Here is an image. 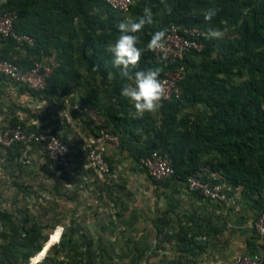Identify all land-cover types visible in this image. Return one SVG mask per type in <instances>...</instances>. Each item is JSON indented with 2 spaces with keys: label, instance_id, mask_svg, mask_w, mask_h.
<instances>
[{
  "label": "trees",
  "instance_id": "obj_1",
  "mask_svg": "<svg viewBox=\"0 0 264 264\" xmlns=\"http://www.w3.org/2000/svg\"><path fill=\"white\" fill-rule=\"evenodd\" d=\"M145 7L151 9L153 23L137 34L142 49L154 32L169 25L203 33L213 27L234 34L230 40L205 37L201 51H189L173 62L143 51L140 69L161 67L160 79L180 69L183 75L180 98L164 100L156 113L136 118L132 105L120 95L126 80L120 69L113 68L107 47L117 39L116 25L124 17L102 0H0V16L13 13L14 32L33 40L32 45H20L12 37L0 36V60L26 71L35 63L48 65L53 59L55 65L43 90L34 92L16 84L37 96L35 110L68 111L93 136L100 128L73 106L95 110L104 119L103 128L117 138L116 148L128 150L135 166L140 168V159L152 152L167 154L174 170L169 179L183 182L208 167L223 177L230 196L238 190L257 196L260 213H264V201L259 199L264 192V0H136L129 16L142 15ZM209 8L217 9V14L205 21ZM78 85L82 90L75 98ZM196 107L198 112L189 111ZM40 122L57 135L46 122ZM17 126L35 130L34 125L18 119L10 124V128ZM61 139L70 157L73 144L64 136ZM16 146L25 145L15 143L11 148ZM105 159L112 172V161ZM8 220L0 211V222ZM9 224L18 232L14 221ZM77 232L71 230L72 235ZM22 233V241L12 240L13 245L0 253V264L38 260L40 255L34 256L42 249L41 229L33 224ZM67 243H74L71 236ZM260 258L264 264V257Z\"/></svg>",
  "mask_w": 264,
  "mask_h": 264
},
{
  "label": "crops",
  "instance_id": "obj_2",
  "mask_svg": "<svg viewBox=\"0 0 264 264\" xmlns=\"http://www.w3.org/2000/svg\"><path fill=\"white\" fill-rule=\"evenodd\" d=\"M1 84L14 83L0 78ZM23 96L29 101L28 94ZM52 112L56 115V132L62 137L65 128L69 130L66 139L78 147V153L82 152L80 156L70 157L75 179L88 189H96L98 184L104 190L98 193L102 208L74 212L82 215L76 226L78 234L86 232L90 241L95 239L103 247L129 245L130 259L135 264H232L240 255L264 257V237L256 235L252 228L261 211L257 196L244 195L238 190L231 195L229 203L216 204L189 191L183 181L154 182L135 166L128 150H119L112 144L107 145L105 155L113 163L111 175L89 176L85 173L90 170L83 168L82 146L93 135L75 120L64 122L60 110ZM121 167L134 175L120 176ZM125 182L129 186H124ZM108 184H111L109 188ZM84 193L88 195L87 191ZM259 199L264 201V192ZM90 200L93 199L89 195L83 196V201L90 204ZM83 237L76 236L72 245L84 249Z\"/></svg>",
  "mask_w": 264,
  "mask_h": 264
},
{
  "label": "rangeland",
  "instance_id": "obj_3",
  "mask_svg": "<svg viewBox=\"0 0 264 264\" xmlns=\"http://www.w3.org/2000/svg\"><path fill=\"white\" fill-rule=\"evenodd\" d=\"M129 15L130 10L123 15L124 20L129 18ZM223 32L224 36L219 40L232 39L234 34L231 30L226 29ZM81 90V86L75 87V98ZM24 94L30 96L29 101L24 98ZM37 100V96L22 91V87L15 84H1L0 135L10 128V124L16 119L24 121L30 127L35 122L43 121L49 125L50 129L56 130L57 123L54 119L56 115L53 112L44 113L39 111L40 109L35 110ZM197 108H191L189 111L198 112ZM63 134L66 137L70 131L65 128ZM10 148H3L0 145V211L5 212L9 220L15 222L18 232L12 230L9 220L4 224L0 222V234H2L0 253L7 250V246L13 245L12 240L22 241V232L29 230L34 224L41 229L42 249L34 256L40 255L33 264H74L75 260H78L79 264H135L130 259L132 248L129 245L103 247L98 241L95 242V239L90 241L85 235L86 232L78 234V230L73 235L71 233V230H77L76 226L80 224L79 218L82 216L75 215V211L101 205L98 203L101 199L98 193L104 190L100 185H95L96 189H88L79 179L72 181L66 172L57 175V169L44 161L39 148L35 145ZM77 148L75 144L70 145V157L82 155V152L78 153ZM121 169L120 176L122 177L134 175V172L129 171L128 168L121 167ZM85 174L94 175L91 171ZM123 185L129 186V183L125 182ZM107 186L109 188L111 184ZM85 191L88 192L89 198L93 199L90 200V204L83 201V196H88L85 195ZM107 205L109 207L108 203L106 207ZM56 231H58V237L55 240ZM51 236L52 242H50ZM70 236L73 242L76 236H84V249L79 245L67 243ZM61 240H63V245H61ZM31 261L32 258L27 262L21 261L20 264H32Z\"/></svg>",
  "mask_w": 264,
  "mask_h": 264
},
{
  "label": "built area",
  "instance_id": "obj_4",
  "mask_svg": "<svg viewBox=\"0 0 264 264\" xmlns=\"http://www.w3.org/2000/svg\"><path fill=\"white\" fill-rule=\"evenodd\" d=\"M113 11L120 13L122 16L129 12L130 3L128 0H102ZM15 15L6 12L0 16V36L12 37L18 44L32 45L33 40L25 35H17L13 30V22ZM166 30V49L163 53L155 52L158 56L166 55L165 61H176L181 59L185 53L189 51H201L204 48L203 39L205 33L195 28H180L175 25H169ZM55 63L53 59L48 65L35 63L29 70L21 71L19 67L7 60H0V78H5L14 84L22 85L30 91L39 92L44 89L45 79L51 72V66ZM183 75L182 71H170L165 73L161 79L165 81L167 89V98L179 99L181 89L179 82ZM73 110L83 113L92 120L98 128L99 132L92 136L83 144V152L85 156L84 169L90 170L98 176H110V165L105 159L107 145H117L118 141L115 136L110 135L104 128V119L98 112L75 104ZM66 123L72 122L73 118L66 111L63 114ZM34 125V124H33ZM35 130L23 129L19 126L15 128H7L0 135V145L3 148H10L15 143L24 145H35L39 148L45 162H49L56 168V174L59 175L66 172L70 179L73 178V167L68 156L69 148L64 140L61 139L59 133L54 134L50 130L42 128L41 124H35ZM44 162V163H45ZM139 164L144 168L149 177L154 182H159L171 178L174 173L171 160L167 154L152 152L150 155L141 158ZM186 187L191 192H197L205 199L216 204H227L231 201V196L227 192L223 183V177L211 171L208 167L200 168L194 174L188 176ZM252 228L256 235L264 237V213H260L253 221ZM232 264H262L261 258L257 255H240L237 256Z\"/></svg>",
  "mask_w": 264,
  "mask_h": 264
},
{
  "label": "clouds",
  "instance_id": "obj_5",
  "mask_svg": "<svg viewBox=\"0 0 264 264\" xmlns=\"http://www.w3.org/2000/svg\"><path fill=\"white\" fill-rule=\"evenodd\" d=\"M128 3L131 4L132 0H128ZM216 14L217 9L209 8L204 13V20L211 21ZM152 23L151 9L145 7L142 15L135 18L129 17L116 25L119 35L115 42L107 47L112 57L113 68L120 69V75L126 80L120 95L132 105L136 118H142L146 113L158 112L167 98L166 82L160 79L162 68L146 70L139 68L144 50L163 53L166 49V30L154 32L143 49L138 47L137 34L142 32L146 25ZM205 35L208 39L219 40L223 38L224 32L219 28L209 27ZM161 59H166V55Z\"/></svg>",
  "mask_w": 264,
  "mask_h": 264
},
{
  "label": "bare ground",
  "instance_id": "obj_6",
  "mask_svg": "<svg viewBox=\"0 0 264 264\" xmlns=\"http://www.w3.org/2000/svg\"><path fill=\"white\" fill-rule=\"evenodd\" d=\"M55 233H56V232H55ZM56 239H57V236H56L55 240H56ZM55 240H54V241H55ZM52 241H53V240H52V236H51V241H50V242H52Z\"/></svg>",
  "mask_w": 264,
  "mask_h": 264
}]
</instances>
